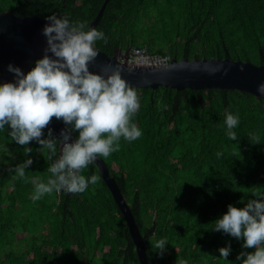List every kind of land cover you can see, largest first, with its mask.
<instances>
[{"label":"trees","instance_id":"16d2710c","mask_svg":"<svg viewBox=\"0 0 264 264\" xmlns=\"http://www.w3.org/2000/svg\"><path fill=\"white\" fill-rule=\"evenodd\" d=\"M103 2L0 0V12L56 14L89 26ZM96 29L107 38L96 46L109 54L146 46L171 58L264 64V0H110ZM134 89L140 109L133 122L142 136L122 138L120 150L103 159L145 236L149 264H241L237 255L255 249L213 228L229 204L242 208L264 196V98L238 89ZM226 111L239 116L238 142L225 134ZM8 131L0 130V264H140L96 163L82 170L100 178L84 193L53 192L33 202L30 181L46 182L51 161L31 142L30 180H14L11 169L29 157ZM249 133L260 144L250 143ZM160 239L167 240L163 256L152 247ZM229 244L226 261L219 249Z\"/></svg>","mask_w":264,"mask_h":264},{"label":"clouds","instance_id":"9594fccd","mask_svg":"<svg viewBox=\"0 0 264 264\" xmlns=\"http://www.w3.org/2000/svg\"><path fill=\"white\" fill-rule=\"evenodd\" d=\"M46 19L42 58L27 73L9 64L7 71L13 74L14 82L0 84V130L7 126L11 141L23 146L24 155L29 157L11 169L15 173L13 179L29 182L26 169L34 163L33 148L29 146L33 141L51 161L46 182L30 181L35 186L30 197L33 202L53 192L84 193L100 178L86 177L82 170L97 158L107 159L118 152L122 138L131 143L142 136L133 122L140 109L139 96L122 78V68L106 65L102 73L89 69L98 56L96 43H107L104 32L67 16L52 14ZM133 48H118L115 52L120 49V60L130 63L126 55ZM220 70L218 66L210 74ZM257 91L264 95V83L258 85ZM53 118L64 125L59 136L49 127ZM238 124L239 116L226 111L224 127L229 140L238 142L233 131ZM248 139L252 144H260L256 133H249ZM216 155L219 158L223 153ZM213 230L243 240V249H255L237 255L241 264H264V196L250 199L242 208L229 204L227 212L214 222ZM166 245L167 240L160 239L152 247L163 256ZM230 252V244L220 248V258L227 261Z\"/></svg>","mask_w":264,"mask_h":264},{"label":"water","instance_id":"95a60500","mask_svg":"<svg viewBox=\"0 0 264 264\" xmlns=\"http://www.w3.org/2000/svg\"><path fill=\"white\" fill-rule=\"evenodd\" d=\"M109 1L104 0L89 28L97 27ZM46 23H48L47 19L39 15L18 16L8 10L0 12V84L14 82L13 74L7 71L9 64H13L27 73L35 59L42 58L43 49L46 47V38L42 34V30ZM95 47L98 56L95 62L89 65L90 71L102 73L106 65L120 66L122 78L133 88L157 89L164 85L177 90L185 88L194 90L238 89L264 98V95L257 91L258 85L264 83V64L233 60L229 57H196L192 59L173 57L170 63L165 66H143L128 63L126 60L121 61L119 58L120 49L110 55L96 45ZM218 66L221 70L210 74ZM49 127L56 136H59L60 130L63 128L54 118ZM95 163L126 219L140 264H149L145 236L142 234L115 176L110 174L109 167L102 157L97 158Z\"/></svg>","mask_w":264,"mask_h":264},{"label":"built area","instance_id":"2783aa9c","mask_svg":"<svg viewBox=\"0 0 264 264\" xmlns=\"http://www.w3.org/2000/svg\"><path fill=\"white\" fill-rule=\"evenodd\" d=\"M130 63L148 66H165L171 61L169 54L151 53L149 49L144 47H135L126 55Z\"/></svg>","mask_w":264,"mask_h":264},{"label":"rangeland","instance_id":"374dc122","mask_svg":"<svg viewBox=\"0 0 264 264\" xmlns=\"http://www.w3.org/2000/svg\"><path fill=\"white\" fill-rule=\"evenodd\" d=\"M160 42H161V44H163V45L165 44V41H164L163 39H161ZM158 45H159V44H158ZM21 235H22V234H19L18 236H21Z\"/></svg>","mask_w":264,"mask_h":264}]
</instances>
